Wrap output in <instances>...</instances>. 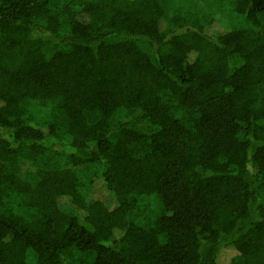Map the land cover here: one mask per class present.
<instances>
[{
	"label": "trees",
	"instance_id": "trees-1",
	"mask_svg": "<svg viewBox=\"0 0 264 264\" xmlns=\"http://www.w3.org/2000/svg\"><path fill=\"white\" fill-rule=\"evenodd\" d=\"M0 264H264V0H0Z\"/></svg>",
	"mask_w": 264,
	"mask_h": 264
},
{
	"label": "rangeland",
	"instance_id": "rangeland-1",
	"mask_svg": "<svg viewBox=\"0 0 264 264\" xmlns=\"http://www.w3.org/2000/svg\"><path fill=\"white\" fill-rule=\"evenodd\" d=\"M220 24H222V26ZM227 25H228V23L226 22V20H221V18L218 17L217 18V22L211 28H209L208 30L210 32H216L217 30H223V27L226 28ZM99 195L101 197H104L105 196V192L103 191V188L101 189V191H99ZM230 252L233 254L234 253L233 252V249H228V250H226L225 253H230Z\"/></svg>",
	"mask_w": 264,
	"mask_h": 264
}]
</instances>
